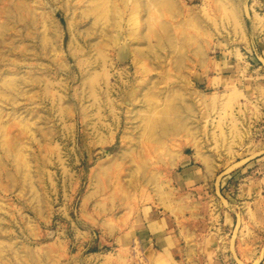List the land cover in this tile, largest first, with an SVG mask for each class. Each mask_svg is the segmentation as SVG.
<instances>
[{
	"label": "rangeland",
	"instance_id": "1",
	"mask_svg": "<svg viewBox=\"0 0 264 264\" xmlns=\"http://www.w3.org/2000/svg\"><path fill=\"white\" fill-rule=\"evenodd\" d=\"M263 83L264 0H0V264H264Z\"/></svg>",
	"mask_w": 264,
	"mask_h": 264
},
{
	"label": "crops",
	"instance_id": "2",
	"mask_svg": "<svg viewBox=\"0 0 264 264\" xmlns=\"http://www.w3.org/2000/svg\"><path fill=\"white\" fill-rule=\"evenodd\" d=\"M215 67H217V64H215ZM229 69H230V65L227 62L223 65L221 64V71L224 70L223 72H227V71H230ZM230 75L229 74L225 76L222 75L220 78L226 81L228 80ZM262 85H264V83ZM203 180H204L203 173L199 171L197 168H195L194 166L186 167L182 174V181L189 183L190 186H193V187L200 185L203 182ZM260 186L264 187V180L262 181L260 180ZM220 198L226 201V199H224V197H222L221 195H220ZM150 212H148L147 215H149ZM161 226H162V220H160L155 215L151 216L147 218V224L146 226H143V228L140 230L141 232L136 233V235L138 236L136 237L139 238L140 241H145V240L152 241L154 239L155 245L163 246L164 242H166L164 237L157 238L156 236L161 231ZM211 233L212 232H210V234H207L208 238H206L207 240L205 242L204 247L206 250L214 252L217 249L215 243L217 242L218 244V238L216 236H213ZM213 264H222V260L213 261Z\"/></svg>",
	"mask_w": 264,
	"mask_h": 264
}]
</instances>
